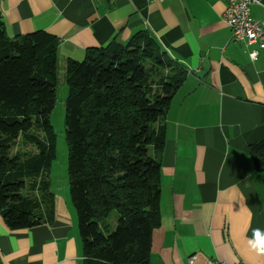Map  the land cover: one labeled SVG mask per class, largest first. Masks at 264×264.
Instances as JSON below:
<instances>
[{"label": "crops", "instance_id": "0c3cea01", "mask_svg": "<svg viewBox=\"0 0 264 264\" xmlns=\"http://www.w3.org/2000/svg\"><path fill=\"white\" fill-rule=\"evenodd\" d=\"M225 6V0H0L7 36L53 34L64 74L88 48L125 44L139 32L185 71L165 111L164 145L158 153L150 149L161 162L151 264H264L246 245L253 229H264V170L251 153L264 140V47L251 60L257 46L231 40ZM251 17L264 28V0L251 6ZM53 193L50 221L11 229L0 215V264H83L70 194Z\"/></svg>", "mask_w": 264, "mask_h": 264}, {"label": "trees", "instance_id": "16d2710c", "mask_svg": "<svg viewBox=\"0 0 264 264\" xmlns=\"http://www.w3.org/2000/svg\"><path fill=\"white\" fill-rule=\"evenodd\" d=\"M57 43L42 30L9 37L0 21V215L11 229L53 218L46 171L56 148L49 115ZM65 76L69 194L83 264H151L152 231L161 223V162L150 149L158 153L164 145L165 111L185 71L139 32L125 44L88 48L82 60L68 63ZM19 142L33 151L13 152ZM251 153L264 170V140Z\"/></svg>", "mask_w": 264, "mask_h": 264}, {"label": "rangeland", "instance_id": "374dc122", "mask_svg": "<svg viewBox=\"0 0 264 264\" xmlns=\"http://www.w3.org/2000/svg\"><path fill=\"white\" fill-rule=\"evenodd\" d=\"M147 66H152L150 62L146 63ZM154 67V66H153ZM57 71V84L56 96L54 107L49 115V120L52 130L55 134L56 148L55 158L48 168L47 175L50 181L52 191H60L67 188L69 192V179H68V145L66 140L65 131V116H66V99L68 94V86L66 83V76L64 70L58 66ZM156 70H158L156 68ZM32 152V146L19 142L14 148L13 152Z\"/></svg>", "mask_w": 264, "mask_h": 264}, {"label": "built area", "instance_id": "2783aa9c", "mask_svg": "<svg viewBox=\"0 0 264 264\" xmlns=\"http://www.w3.org/2000/svg\"><path fill=\"white\" fill-rule=\"evenodd\" d=\"M226 6L222 20L231 29V40L252 47L249 51L251 60L258 56V48L264 47V28L251 17V6L258 0H225ZM195 256L189 259L193 263ZM212 263V262H210ZM234 264H245L238 261Z\"/></svg>", "mask_w": 264, "mask_h": 264}, {"label": "clouds", "instance_id": "9594fccd", "mask_svg": "<svg viewBox=\"0 0 264 264\" xmlns=\"http://www.w3.org/2000/svg\"><path fill=\"white\" fill-rule=\"evenodd\" d=\"M247 248L256 256H264V229L259 227L252 230V235L247 238Z\"/></svg>", "mask_w": 264, "mask_h": 264}]
</instances>
